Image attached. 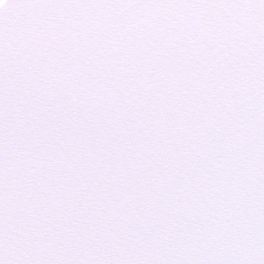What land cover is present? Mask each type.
Returning <instances> with one entry per match:
<instances>
[{
    "label": "snow or ice",
    "instance_id": "1",
    "mask_svg": "<svg viewBox=\"0 0 264 264\" xmlns=\"http://www.w3.org/2000/svg\"><path fill=\"white\" fill-rule=\"evenodd\" d=\"M0 264H264V0H0Z\"/></svg>",
    "mask_w": 264,
    "mask_h": 264
}]
</instances>
